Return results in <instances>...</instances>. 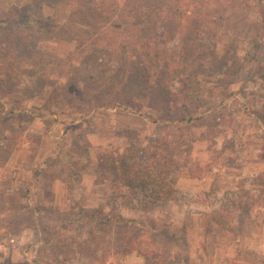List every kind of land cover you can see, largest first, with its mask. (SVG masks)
Returning a JSON list of instances; mask_svg holds the SVG:
<instances>
[{
  "label": "trees",
  "instance_id": "1",
  "mask_svg": "<svg viewBox=\"0 0 264 264\" xmlns=\"http://www.w3.org/2000/svg\"><path fill=\"white\" fill-rule=\"evenodd\" d=\"M263 2L0 0V170L14 150L27 145L25 149L32 160L40 146L37 137L26 135L34 116L24 109H8L1 102L11 93L32 98L45 91L42 108L50 114H65L79 101L83 108L88 102L94 107H123L160 125V133L155 140H139L132 146H113L108 153L98 157L101 169L110 172L106 180L112 187L111 194L96 209H85L80 202L70 199L66 213L76 216L75 219L63 218L62 223L47 224L42 231L58 236L57 240L51 241L54 249L61 248L69 253L71 248L78 247L79 253L86 255L100 251L95 235L69 233L71 224L75 222L100 226L103 231L115 228L113 244L109 241L107 245L121 248L125 257L156 258L159 261L160 251L154 247L152 236L146 237L145 234L146 239L142 238L143 224L124 217L121 209L155 205L174 191V185L180 178H202L205 175L207 166H200L189 154L193 143L192 126L195 124L207 125L206 138L210 144L215 141L222 148L229 140L241 139L244 131L236 135L229 122L225 123V119L219 121V111L197 114L202 101L198 78L205 80L211 77L221 86H228L243 75L242 90H264V80L258 77L264 56ZM44 5L64 7L66 13L62 20L46 16ZM233 6L256 7L260 19L242 32L241 44L231 42L225 45L222 55L202 47L200 40L213 44L216 39L208 31V24L218 29L223 23V13ZM176 37L181 38L177 54V45L169 47ZM197 39L198 64L191 65V55L198 46ZM59 41L75 43V52L67 58L48 56L43 52L42 43ZM204 51L208 52L207 57L203 56ZM49 67L59 68L57 79L48 75ZM205 69H208L207 73ZM76 85H79V97ZM134 97L144 101L145 112L140 111L143 103L133 101ZM259 97L260 106L255 103L251 109L243 106L242 110L249 113L251 126L254 132L257 131L253 135L261 140L263 148L260 152L264 153V93H259ZM60 152L63 150L58 148L54 159L61 158ZM180 154L182 159L178 157ZM211 161L208 167L213 166L215 159ZM221 168L213 166V170ZM73 171L72 168V176L79 174ZM235 180L236 189L243 193H238L237 197H243L247 188L254 199L263 198L264 169L256 173L245 171ZM63 181L71 193L74 180L68 177ZM247 207L249 210L264 208L251 204ZM237 208L241 209L240 204L236 205ZM230 214V209H227L223 216ZM44 216L53 218L54 213L34 212L37 220ZM2 218L1 224H10L8 228L11 230L17 228L12 226L13 222L8 217ZM36 226L38 224L33 225L34 236L40 241L42 235L39 230L35 231ZM25 227L31 226L21 223L18 230ZM139 246L145 249H139ZM61 262L74 263L66 255ZM32 264L50 263L36 260Z\"/></svg>",
  "mask_w": 264,
  "mask_h": 264
},
{
  "label": "rangeland",
  "instance_id": "2",
  "mask_svg": "<svg viewBox=\"0 0 264 264\" xmlns=\"http://www.w3.org/2000/svg\"><path fill=\"white\" fill-rule=\"evenodd\" d=\"M262 7L264 8V2ZM43 12L46 16L61 21L66 10L62 6L44 5ZM259 19V9L256 7H230L223 13L222 26L215 30L214 26L208 24V31L216 36L215 42L209 44L200 40L201 46L222 55L225 45L231 42L241 44L242 32ZM171 42L169 47L177 45V54L181 38L176 37ZM197 43L198 46H195V52L191 55V65L198 64V39ZM42 50L48 56L67 58L75 52L76 45L67 41L45 42L42 43ZM202 54L204 57L208 56L206 51ZM58 69L49 67L47 73L51 78L57 79ZM205 71L207 73L208 69ZM258 77L264 80V56ZM243 78V75L240 76L228 86H221L211 77L205 80L198 78L202 101L197 114L207 115L219 111V121L225 119V123L229 122L228 125L235 129L236 135L239 131H244L241 139L229 140L222 148L215 141L210 144L206 138L207 125L195 124L192 126L193 143L189 154L194 162L207 166L205 175L202 178H180L174 185V191L155 205L138 206L134 210L121 209L124 217L143 224L142 238L152 236L154 247L160 251L159 261L156 258L141 260L137 257H125L121 248L107 245L109 241L113 244L115 228L103 231L104 228L100 226L73 222L69 233L86 232L90 236L95 235V243L101 248L98 253L88 255L79 253L78 247L71 248L69 253L61 248L54 249L51 241L57 240L58 236L42 231L47 224L62 223L63 218L75 219L76 216L66 213L70 208V199L80 202L85 209H96L104 204L112 187L106 180L110 172L101 169L98 157L108 153L113 146H132L139 140H155L160 133V125L123 107H94L89 102L83 108L76 101L67 113L50 114L42 108L45 91L32 98L18 93L6 95L1 100L6 108L14 111L24 109L34 116L35 122L32 121L26 135L37 137L40 145L44 144V161L40 166H34L36 171L30 181L19 182V190L25 194L19 209L0 215V244L6 247L0 255L4 258L5 253H10L13 247H17L21 254L26 253L33 246L26 244L18 247V239L24 233L23 230L34 233L33 225L38 224L35 231L41 232L42 239L37 241V248L31 251L37 258L33 261L41 263L57 264L59 260V264H63L62 257L66 255L74 261L73 264H264V208L249 210L247 207L250 204L264 206V196L256 200L246 188L244 196L239 198L238 193H243L238 192L234 184L235 177L244 175L245 171L256 173L264 169V153L260 152L263 148L261 140L253 135L257 131L254 132L251 126L253 124L249 113L245 114L242 110L243 106L251 109L255 103L260 106L259 93L263 94L264 90H242ZM78 86L76 85L77 97L80 96ZM133 101L143 103L140 111L147 110L140 98L134 97ZM58 148L63 150L60 152L61 158L54 159ZM178 157L182 159L183 155ZM212 159H215L213 166L222 167L220 170L208 167L212 164ZM72 168L79 174L73 171L75 174L72 176ZM68 177L74 180L71 193H68L63 181ZM233 201L234 204L231 203ZM230 203L234 207H230ZM238 204L241 209H236ZM227 209H230L231 214L224 217ZM36 210L53 212L54 216H44L37 220L34 218ZM2 217H8L13 222L12 226L17 228L11 230L8 228L10 224H1ZM21 223L31 227L18 230ZM145 248L139 246V249ZM2 257L0 256V264L33 262L25 260L14 263L9 259L3 260ZM102 259L104 262H101Z\"/></svg>",
  "mask_w": 264,
  "mask_h": 264
},
{
  "label": "crops",
  "instance_id": "3",
  "mask_svg": "<svg viewBox=\"0 0 264 264\" xmlns=\"http://www.w3.org/2000/svg\"><path fill=\"white\" fill-rule=\"evenodd\" d=\"M33 122H35V118ZM43 148L44 144L42 143L38 153L32 160L30 159L28 150L24 148L16 149L8 156L4 166L0 170V215H3L5 212H12L19 209L20 204L25 197V194L21 193L19 190L21 187L19 182L24 180L30 181V179L34 176V171H36L33 169L34 166L38 167L44 161V157L42 155ZM9 202H11L10 205ZM24 229L26 230L28 228ZM23 232L24 233L18 239V247L26 244L32 245L33 247L28 249L26 253L22 254L21 251L19 253L17 247H13L10 253H5L4 258L0 255L3 260L9 259L10 262L18 263L25 260L33 261L34 259H37L31 251L38 246L37 238L34 236V233L30 234L24 230ZM5 249L6 247L0 244V252L4 253Z\"/></svg>",
  "mask_w": 264,
  "mask_h": 264
}]
</instances>
